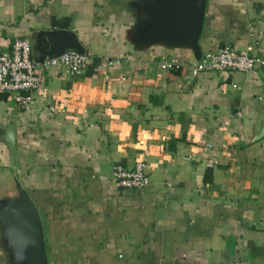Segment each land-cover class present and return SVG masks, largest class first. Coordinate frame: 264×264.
Returning a JSON list of instances; mask_svg holds the SVG:
<instances>
[{
    "label": "crops",
    "instance_id": "crops-1",
    "mask_svg": "<svg viewBox=\"0 0 264 264\" xmlns=\"http://www.w3.org/2000/svg\"><path fill=\"white\" fill-rule=\"evenodd\" d=\"M133 1L0 0V54L29 39L41 63L73 47L45 40L58 31L88 54L81 76L40 70L28 111L0 92L49 264H264V67L186 83L170 52L136 50ZM199 43L264 60V0H207ZM137 162L149 186L118 188L114 167ZM9 170L0 143V185Z\"/></svg>",
    "mask_w": 264,
    "mask_h": 264
},
{
    "label": "water",
    "instance_id": "water-1",
    "mask_svg": "<svg viewBox=\"0 0 264 264\" xmlns=\"http://www.w3.org/2000/svg\"><path fill=\"white\" fill-rule=\"evenodd\" d=\"M207 0H135L136 24L131 41L139 52L160 47L171 53L170 58H181L189 50L199 63L203 57L200 37L203 31ZM46 35L50 41L74 40L67 50L53 49L45 57H59L67 51L88 55L73 33L58 31ZM50 38H52L50 40ZM51 44V43H50ZM264 137V127L259 139ZM0 143L10 160L9 178L0 185V264H49L45 228L40 211L31 194L16 173V130L7 124L0 133Z\"/></svg>",
    "mask_w": 264,
    "mask_h": 264
},
{
    "label": "built area",
    "instance_id": "built-area-1",
    "mask_svg": "<svg viewBox=\"0 0 264 264\" xmlns=\"http://www.w3.org/2000/svg\"><path fill=\"white\" fill-rule=\"evenodd\" d=\"M87 61V55L71 50L59 57H45L41 63H36L32 58L31 40L19 39L10 51L0 54V92L12 95L19 109L28 111L33 103V94L42 87L40 70L60 68L78 77L83 74ZM258 67H264L263 59L230 48L205 52L199 63H189L180 58H167L161 63L163 70L181 72L188 84L206 72L252 73ZM146 171V163L137 162L133 169L114 167L112 176L118 188L143 190L150 184Z\"/></svg>",
    "mask_w": 264,
    "mask_h": 264
}]
</instances>
